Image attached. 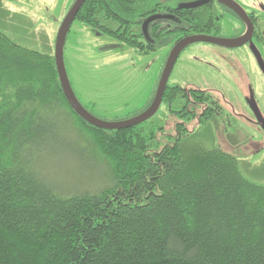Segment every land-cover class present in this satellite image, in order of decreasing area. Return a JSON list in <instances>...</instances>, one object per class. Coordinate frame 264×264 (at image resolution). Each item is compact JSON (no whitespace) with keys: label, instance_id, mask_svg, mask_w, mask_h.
Returning <instances> with one entry per match:
<instances>
[{"label":"trees","instance_id":"trees-1","mask_svg":"<svg viewBox=\"0 0 264 264\" xmlns=\"http://www.w3.org/2000/svg\"><path fill=\"white\" fill-rule=\"evenodd\" d=\"M205 7L85 0L75 19L145 55L182 33L218 30L220 15ZM159 12L182 17L183 29L154 20L148 43L141 24ZM162 103L184 122L161 148L162 127L148 120L94 127L68 105L54 56L0 31V264H264V185L245 178L234 155L185 141V122L203 123L220 105L205 90L169 83ZM60 122L98 162L92 189H62L46 174Z\"/></svg>","mask_w":264,"mask_h":264},{"label":"rangeland","instance_id":"rangeland-1","mask_svg":"<svg viewBox=\"0 0 264 264\" xmlns=\"http://www.w3.org/2000/svg\"><path fill=\"white\" fill-rule=\"evenodd\" d=\"M74 0H0V31L17 45L54 56L58 28ZM255 11L264 28V0H235ZM176 5L181 0H162ZM239 17L226 14L222 34L231 38L242 29ZM169 46L145 55L75 19L67 33L65 68L79 102L105 121L126 120L139 114L155 94ZM261 46L226 48L206 42L189 43L180 53L168 83L207 91L221 107L219 115L200 123L185 122V141L206 149L220 148L238 160L248 180L264 185V75L256 63ZM154 97V96H153ZM184 122L161 103L148 120L157 129L158 147L171 143ZM62 142L44 158L46 174L58 187L94 188L100 182L89 149L59 123Z\"/></svg>","mask_w":264,"mask_h":264},{"label":"water","instance_id":"water-1","mask_svg":"<svg viewBox=\"0 0 264 264\" xmlns=\"http://www.w3.org/2000/svg\"><path fill=\"white\" fill-rule=\"evenodd\" d=\"M207 0H198L194 2H189L184 4V7H198L200 5H203ZM219 2L227 5L229 8H231L239 17L243 18L247 24H248V34L250 35L252 26L250 24V21L248 19V15L246 11L242 8V6L237 3L235 0H218ZM85 0H74L73 4L67 11L66 15L64 16L57 34L55 38V47H54V62L56 71L58 74V80L60 83V87L62 89V93L68 103V105L73 109V111L84 121H86L88 124L102 129L107 130H119L124 128H129L135 125H138L144 121L149 120L159 109L164 92L167 88L168 80L171 75V72L174 68V65L181 53V51L187 46L189 43L192 42H212L217 44H222L226 46H241L247 42L249 39L248 37H242V38H222V37H212L207 35H190L186 36L179 41H177L172 48L169 51V54L166 58L165 64L163 66L160 78L158 80V84L156 87V91L154 94V97L149 104V106L140 112L139 114L128 118L126 120L121 121H105L97 118L92 113H90L78 100V98L75 95V92L72 88L71 82L69 80L65 63H64V56H63V49H64V43L67 36V33L70 30V27L75 20L77 13ZM162 16L152 15L148 17L143 22V29L147 26V24L155 19H159ZM256 59L257 62L261 68V70L264 72V64L261 60V57L259 54L256 53Z\"/></svg>","mask_w":264,"mask_h":264},{"label":"flooded vegetation","instance_id":"flooded-vegetation-1","mask_svg":"<svg viewBox=\"0 0 264 264\" xmlns=\"http://www.w3.org/2000/svg\"><path fill=\"white\" fill-rule=\"evenodd\" d=\"M194 1H198V0H181V2H179L178 4L176 5H173V4H166L164 3V5L166 7H170V8H175L177 11H182L184 9H186L187 7H184L183 5L186 4V3H189V2H194ZM74 2V1H73ZM238 3V2H237ZM73 4V3H72ZM201 7L203 6H206L205 8H210V10L218 15H220V23H219V29H215L214 27H210V28H205L203 32L201 33H198V34H190V35H207V36H212V37H222V38H226L225 36L221 35L222 34V28H221V24H222V20L223 18L225 17L226 14H230L232 16H235V17H239L231 8H229L227 5L219 2L218 0H207V2H205L203 5H200ZM198 6V7H200ZM71 7V6H70ZM190 8V7H188ZM191 8H195V7H191ZM197 8V7H196ZM243 8V7H242ZM245 10V8H243ZM246 11V10H245ZM247 15H248V19L250 21V24L252 26V30H251V33L250 35L248 34V24L247 22L241 18H240V21L242 22V29L236 34V35H233V37L231 38H242V37H248L249 36V39L247 40V42L245 44H249V46L252 48L253 46H261V48H263V51H264V28H261L259 25H258V21H257V16L255 14V11H249L247 12ZM161 15L162 17L159 18V19H155V20H162V21H165V24H167L168 26H171L172 25V22L171 23H167L166 20L167 19H170L172 20L173 22H176L179 24L180 28L183 29L182 27V23H183V19L182 17H180V19H175L174 17V14H171V13H163V12H159V13H155V14H152V15ZM151 15V16H152ZM150 17V16H149ZM218 19V18H217ZM145 21V20H144ZM154 21V20H152ZM150 21L147 26H149V24L152 22ZM177 25V24H176ZM145 27V29H143V22L141 24V30L143 32V38L144 40H146L148 43L150 41H153L149 36H148V33H147V29L148 27ZM212 26V25H210ZM190 35H184L183 33L181 34V36L173 42V44L171 46H169V49L172 48V46L177 42L179 41L180 39L186 37V36H190ZM206 43H210V44H214V45H217V46H221V47H226V48H229V49H232V48H236L235 46H226V45H222V44H217V43H212V42H206ZM245 44L241 45V46H244ZM186 47V46H185ZM237 47H240V46H237ZM256 53L259 54V56L261 57V60L264 64V52H255V56H256ZM256 58V57H255ZM256 63H257V66L259 67L260 71L262 72V74L264 75V72L261 70L258 62H257V59H256ZM188 88V87H187ZM193 88H196V87H193ZM200 89V88H198Z\"/></svg>","mask_w":264,"mask_h":264}]
</instances>
